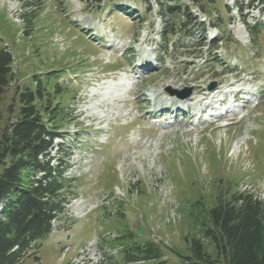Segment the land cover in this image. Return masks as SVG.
<instances>
[{
  "label": "rangeland",
  "instance_id": "obj_1",
  "mask_svg": "<svg viewBox=\"0 0 264 264\" xmlns=\"http://www.w3.org/2000/svg\"><path fill=\"white\" fill-rule=\"evenodd\" d=\"M160 1L0 0V45L13 57L3 121L16 93L41 87L42 104L59 107L65 152L54 155L70 182L53 232L13 264H118L127 233L160 245L165 264H196L189 239L222 195L264 206V4L216 0L206 16L180 0L197 20L180 29L166 9L177 2ZM196 88L214 93L217 113L203 111L209 100L184 101L201 97Z\"/></svg>",
  "mask_w": 264,
  "mask_h": 264
},
{
  "label": "trees",
  "instance_id": "obj_2",
  "mask_svg": "<svg viewBox=\"0 0 264 264\" xmlns=\"http://www.w3.org/2000/svg\"><path fill=\"white\" fill-rule=\"evenodd\" d=\"M179 1L166 0L177 2L166 9L179 19L178 27L186 29L197 20L192 19L189 7L178 4ZM190 1L202 5L204 14L209 16L206 5L216 0ZM257 1L264 4V0ZM140 3L150 6V0H140ZM125 11L131 13L129 9ZM198 24L205 35V22L198 21ZM191 34L188 31L186 36ZM221 40L222 37H216L214 46ZM12 60L11 52L0 45V98L12 80ZM35 80L37 84L39 78L36 76ZM40 88H26L18 93L15 89L18 108L14 117L11 116L13 105L7 108L4 121L0 111V264L18 262L36 249L40 240L51 233L52 221L60 220L69 202L66 163L54 155L57 151L65 152L54 143L59 132L54 125L53 111L59 107H48V99L42 104ZM205 214L207 219L198 223L199 235L189 239L191 255L186 260L191 258L196 264L216 263L205 250L206 240L224 256L226 264H264V206L260 200L251 193L233 192L228 198L222 195ZM125 236L123 239L127 242L118 264H165L160 245L133 239L132 233Z\"/></svg>",
  "mask_w": 264,
  "mask_h": 264
},
{
  "label": "bare ground",
  "instance_id": "obj_3",
  "mask_svg": "<svg viewBox=\"0 0 264 264\" xmlns=\"http://www.w3.org/2000/svg\"><path fill=\"white\" fill-rule=\"evenodd\" d=\"M238 91V90H237ZM196 93H201V97H198V96H195V97H192V96H189V97H187L184 101L185 102H188V101H192V103L194 104V105H197V103H200L199 101L200 100H202V99H206V100H211L212 98H214V93L213 92H211V91H202V88H196ZM221 94V93H220ZM218 95V94H217ZM193 99V100H192ZM175 101H177V103H180L178 100H175ZM208 101V102H209ZM215 102L217 101V100H214ZM220 102V101H219ZM165 104V103H164ZM210 105V104H209ZM199 105H197V106H195V107H198ZM204 106H208V105H204ZM203 106V107H204ZM217 105H215V110H217ZM178 111V110H177ZM220 112V111H219ZM215 113H217L216 111H212L211 112V115H213V114H215ZM223 113V112H222ZM218 115V114H217Z\"/></svg>",
  "mask_w": 264,
  "mask_h": 264
},
{
  "label": "water",
  "instance_id": "obj_4",
  "mask_svg": "<svg viewBox=\"0 0 264 264\" xmlns=\"http://www.w3.org/2000/svg\"><path fill=\"white\" fill-rule=\"evenodd\" d=\"M200 11H202V6H200Z\"/></svg>",
  "mask_w": 264,
  "mask_h": 264
}]
</instances>
